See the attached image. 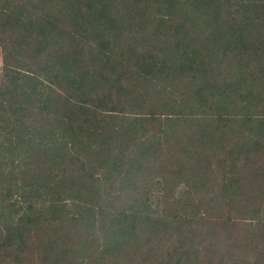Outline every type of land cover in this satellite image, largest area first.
<instances>
[{"label": "trees", "instance_id": "obj_1", "mask_svg": "<svg viewBox=\"0 0 264 264\" xmlns=\"http://www.w3.org/2000/svg\"><path fill=\"white\" fill-rule=\"evenodd\" d=\"M0 264H264V0H0Z\"/></svg>", "mask_w": 264, "mask_h": 264}, {"label": "built area", "instance_id": "obj_2", "mask_svg": "<svg viewBox=\"0 0 264 264\" xmlns=\"http://www.w3.org/2000/svg\"><path fill=\"white\" fill-rule=\"evenodd\" d=\"M1 66H2V61H1V59H0V70H1Z\"/></svg>", "mask_w": 264, "mask_h": 264}, {"label": "rangeland", "instance_id": "obj_3", "mask_svg": "<svg viewBox=\"0 0 264 264\" xmlns=\"http://www.w3.org/2000/svg\"><path fill=\"white\" fill-rule=\"evenodd\" d=\"M0 53H1V51H0Z\"/></svg>", "mask_w": 264, "mask_h": 264}]
</instances>
